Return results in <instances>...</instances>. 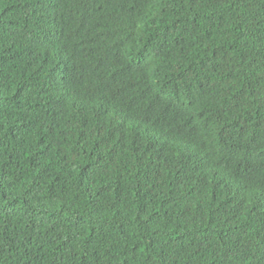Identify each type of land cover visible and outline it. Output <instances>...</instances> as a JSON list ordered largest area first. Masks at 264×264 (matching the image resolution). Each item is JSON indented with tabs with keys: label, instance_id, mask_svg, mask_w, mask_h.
Returning <instances> with one entry per match:
<instances>
[{
	"label": "trees",
	"instance_id": "obj_1",
	"mask_svg": "<svg viewBox=\"0 0 264 264\" xmlns=\"http://www.w3.org/2000/svg\"><path fill=\"white\" fill-rule=\"evenodd\" d=\"M0 264H264V0H0Z\"/></svg>",
	"mask_w": 264,
	"mask_h": 264
}]
</instances>
